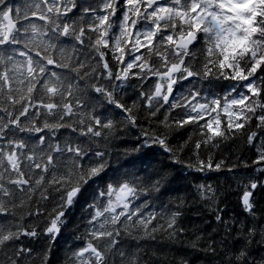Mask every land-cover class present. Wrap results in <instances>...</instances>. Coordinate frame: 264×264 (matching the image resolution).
<instances>
[{
	"label": "snow or ice",
	"instance_id": "obj_1",
	"mask_svg": "<svg viewBox=\"0 0 264 264\" xmlns=\"http://www.w3.org/2000/svg\"><path fill=\"white\" fill-rule=\"evenodd\" d=\"M241 137L251 157L221 158ZM208 172L235 182L239 212L230 184L193 183ZM197 205L211 219L184 227ZM76 210L86 231L61 258ZM117 255L264 264V0H0V264Z\"/></svg>",
	"mask_w": 264,
	"mask_h": 264
},
{
	"label": "trees",
	"instance_id": "obj_2",
	"mask_svg": "<svg viewBox=\"0 0 264 264\" xmlns=\"http://www.w3.org/2000/svg\"><path fill=\"white\" fill-rule=\"evenodd\" d=\"M17 2L23 3V0H17ZM185 87H187V85H185ZM177 91L179 93L180 90L178 89ZM119 98L121 99L123 103H126V105L128 106H131L133 100L137 99V97L133 94L131 90H129L127 93L121 92ZM141 115H143V113ZM117 118L119 119V117ZM123 138L127 139V137H123ZM178 139L179 138L173 139L172 143L175 144ZM127 146L128 145L120 143L118 140L112 142L111 146L109 147V151L111 152L110 163H111L112 168H120V165L124 164V161L126 159H129L128 157H125L123 155V149ZM252 151H254V149ZM219 155L221 158L227 157L229 160V163H234L238 156H242L243 158L251 157V152L247 148L243 147V138L241 137L234 144L229 142L226 145H222L219 150ZM125 167H127V165H125ZM123 170L124 169L121 168V171ZM194 175L196 176V179L193 181V183H208V184L215 186L216 183L219 182L221 185H224L225 188H228V184H230L231 188H228V198H227L228 206L230 209H234L237 212L240 211L239 207L237 206V193L235 191L236 184L229 176H227L226 174L214 173V172L196 173ZM178 187H180V191L171 193V196L174 197L177 195H180V196L187 195L189 197V200L193 198L192 189H188L183 186H178ZM165 199L167 201V198ZM137 203L143 204L145 203V201L141 197L137 201ZM154 203L159 204L158 201ZM152 210L153 209L151 208L148 209V211H152ZM155 211L159 213L161 209L159 207H156ZM197 213H200L201 215H203L205 220L211 219V217L208 214L203 213L201 208L197 205V206H193L191 210L186 211L185 218L182 221V225L188 228H190L193 224L202 225V221L198 218ZM79 216H80V211L76 210L75 219L73 220V224L69 225V229L66 230L65 237H61L59 240V246L62 249V251L60 252L61 258H63L65 252L67 251L69 244H71L73 240H75L76 237L82 236L86 231L85 228L81 224ZM42 219L43 218H41V220H28L27 223L28 224H40V226L42 227L43 226ZM77 225H81V226L79 227L78 230H75ZM68 231H74V235L68 239V243L66 244L65 239L67 237ZM32 246L35 250L34 251V257H35L36 254L40 252V245L34 242ZM79 246H83V245L77 242V247ZM143 247L149 252V254H151L153 250H156L158 256L163 257L166 255L168 260L171 261L173 257L177 255V248L179 247V245H177L176 247H172L171 245H168V244L148 243L144 245ZM68 255H70V253H68ZM35 264H40V260L38 258L35 259ZM62 264H63V260H62ZM116 264H120L118 255L116 257ZM154 264H161V262L157 260V261H154Z\"/></svg>",
	"mask_w": 264,
	"mask_h": 264
}]
</instances>
